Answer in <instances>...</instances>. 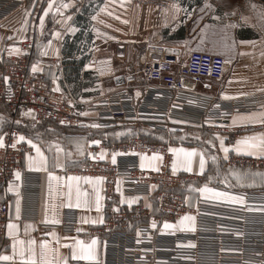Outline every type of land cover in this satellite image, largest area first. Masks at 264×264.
I'll return each mask as SVG.
<instances>
[{
  "label": "crops",
  "instance_id": "1",
  "mask_svg": "<svg viewBox=\"0 0 264 264\" xmlns=\"http://www.w3.org/2000/svg\"><path fill=\"white\" fill-rule=\"evenodd\" d=\"M48 3L49 0H20L18 6L0 17V62L8 54L20 52L21 43L25 40H34L31 69L35 67L34 71L43 72L54 89L58 88L56 91L68 98L99 104L103 99L127 93L135 102H139L147 87L141 69L145 61L144 49L149 43H169L182 47L186 52L197 49L223 55L231 67H227L225 78L213 90L217 99L232 100L264 92V22L258 15L264 13V0H54L53 11L45 15ZM253 4L256 5L255 9ZM56 7H59V11H55ZM177 8L180 10L177 11ZM185 10L191 15H186ZM233 11L235 15H224ZM42 16L43 26L40 20ZM215 17L220 19L216 20ZM241 17L248 19L245 22ZM229 23L236 27L229 28L234 34L227 38L228 47H225L226 36L222 31L223 26ZM243 32L246 34L241 35ZM130 61L134 63L132 67ZM234 105L238 111L229 117V125L244 129L232 142V153L227 159L231 155L253 157L263 163L256 169L263 168L264 156L237 153L234 146L243 137L264 135V126L259 122L264 118L260 115L264 113V105L252 110H242L240 101ZM85 113L80 125L63 127L53 120H45L22 129V122L16 120L6 105L0 104V137H3L7 127L16 126L20 137H24L22 141L28 143L31 140L46 158L41 162L35 148L25 154V171L19 172L20 178L11 183L6 192L0 190V198L10 202L8 225L17 226L12 230L13 236L8 235L5 247L0 250V255L13 258L0 260V264H24L27 259V252L24 260L20 258L18 243L16 254L13 253L14 239L24 241L25 248L29 240H35L38 262L41 259L42 241H48L51 249L58 250L60 257H69L71 262V248L67 245L77 239L90 243L96 238L97 260L103 256V238L93 234L92 230L100 227L105 219V180L102 177L68 174L64 170L80 167L87 157L88 148L99 137L108 136L111 143L124 141L138 131L145 132L144 125L150 127V123L107 120L109 125L104 126L105 120L99 110L88 109ZM234 116L245 119H238L234 124ZM185 128L175 133H182ZM219 134L225 140L229 139L226 130H220ZM147 137L154 142L168 140L172 148L196 150L191 162L192 171L182 166L177 154L173 153V161H177L174 172L193 176L181 189L190 204H195L198 199L233 204L215 197L213 193L202 196L198 189L205 186L243 197V204L234 205L244 206L254 196L264 197V189L237 193L209 183L198 185L197 182L205 178L209 168V157L202 147L179 142L171 132L162 138L154 134ZM201 153L205 157L203 173L199 167ZM29 157L33 158L32 161ZM99 157L107 158L106 152H99ZM140 161L144 169L152 170L157 169L160 163L158 156L142 155ZM69 177L80 179L70 180ZM119 191L123 192L122 182ZM194 192L195 195L192 194ZM121 203L126 206L144 204L156 211L154 200L146 196L126 197L122 194ZM69 221L74 222L73 231L64 229ZM173 226L166 229L192 231L194 220H186L183 225L179 221ZM49 258L55 259L56 253L50 252Z\"/></svg>",
  "mask_w": 264,
  "mask_h": 264
},
{
  "label": "built area",
  "instance_id": "2",
  "mask_svg": "<svg viewBox=\"0 0 264 264\" xmlns=\"http://www.w3.org/2000/svg\"><path fill=\"white\" fill-rule=\"evenodd\" d=\"M19 3L20 0H0V17ZM34 48V40H25L20 52L8 54L0 62V104L6 105L16 118L30 124L53 120L59 126H76L82 124L86 110L94 109L99 110L105 120L104 126L109 125L106 122L109 120L139 121L154 127L160 123L148 119L157 116L168 99L173 105L181 101L182 109H190L189 101L195 100L202 107L201 122L226 125L229 136L236 137L244 127L229 125V117L238 111L234 104L240 101L242 110L264 105V92L232 100L217 99L213 90L225 78L226 58L204 50L186 52L169 43L145 46L141 74L147 87L139 102L127 93L103 99L99 104L80 101L57 92L43 72L31 69ZM97 141L99 143L88 148L80 167L64 171L105 180V219L100 227L92 230L103 238L104 254L95 261L69 264H264V197L254 196L244 206L207 199L190 204L181 189L193 176L174 172L170 141H150L141 131L120 142L111 143L108 136H101ZM33 149L20 139L16 126L4 130L0 146L2 192L18 180L17 171H25L24 156ZM101 151L106 152L107 158L99 157ZM142 155L158 156L159 167L144 169L140 161ZM227 162L251 169L263 165L257 158L233 155ZM120 182L123 192L119 191ZM122 194L151 198L156 211L144 204L123 205ZM10 210L9 200L0 198V250L8 240ZM186 215L194 217V230L173 231L164 227L165 223H178ZM153 222L156 227H152ZM74 228L73 221L64 225L68 231Z\"/></svg>",
  "mask_w": 264,
  "mask_h": 264
},
{
  "label": "rangeland",
  "instance_id": "3",
  "mask_svg": "<svg viewBox=\"0 0 264 264\" xmlns=\"http://www.w3.org/2000/svg\"><path fill=\"white\" fill-rule=\"evenodd\" d=\"M222 32L226 38H231L234 34L231 29H227L226 31L223 30ZM245 34L246 33L243 32L241 35ZM251 34L252 32H250V35ZM133 64L134 63L130 61L131 67ZM172 103L173 101L168 99V102L162 106L163 108L160 109L158 115L148 119L153 120L154 122H159L160 124L154 125V127L144 125L145 132H143V134L145 136H152L154 134L156 136H161L160 138H162L164 134L171 132L173 135H176V140L179 142L202 147L209 157V168L205 178L200 182H197L198 185L209 183L210 185L237 193H248L264 189V167L251 169L241 167L238 164L231 165L227 162V158L225 157H228V155L232 153V142L237 138L229 136V139H226V141L224 136L219 134L220 130H226V125L221 126L213 121H205L206 124L201 122L200 115L202 113V107L199 105L198 101H189L190 109H182L184 104L181 101H175L174 105ZM184 111L190 112L186 113ZM191 112H193L194 115ZM16 120L22 122V129L27 125L30 126V123L20 117H17ZM184 126L187 127L185 128V131L182 133H175V131L181 132L184 130L179 129ZM187 129L189 131H187ZM218 137L224 139L225 147L229 148L228 153H224L221 150ZM209 141H211V143H209ZM213 156L216 157L215 162L212 160ZM234 173L236 175H234ZM257 173L261 175H257ZM237 175H239L240 179H237ZM192 194L195 195V192ZM201 195L208 196L207 193L203 192H201Z\"/></svg>",
  "mask_w": 264,
  "mask_h": 264
},
{
  "label": "snow or ice",
  "instance_id": "4",
  "mask_svg": "<svg viewBox=\"0 0 264 264\" xmlns=\"http://www.w3.org/2000/svg\"><path fill=\"white\" fill-rule=\"evenodd\" d=\"M63 7H67V5H63ZM175 7V5H174ZM206 7H211L210 5H206ZM253 9L256 8V5H252ZM54 9V0H49L48 3V8L45 9V15H47L50 11H53ZM180 9L177 8V11H179ZM55 11H59V7L55 8ZM186 11V10H185ZM201 11H203V9H201ZM186 15L190 16L191 13H188L186 11ZM225 16L228 15H235V12L233 11L232 13H225ZM259 18L262 22H264V13H258ZM93 19H95V17H93ZM200 19H202V17H200ZM216 20H219L220 17H215ZM242 20H244L245 22L247 21L248 18L246 17H241ZM41 20V26H43V22H44V18L43 16L40 18ZM206 28L208 27L207 25L205 26ZM236 27L235 24L233 23H229V24H225L223 26V30H227L229 28H234ZM241 43H255L254 41H242ZM234 44V41H233ZM225 47H228L227 45V38H225ZM172 51H175V49H172ZM35 70V67H34ZM57 91L59 90L58 88L56 89ZM229 98V97H226ZM218 107V106H217ZM84 115H86V113H84ZM261 116H264V113L260 114ZM233 123L235 124L237 122V120H241L243 121L245 118L244 117H233ZM249 120H251V117L248 118ZM255 122V121H253ZM260 123H264V120L259 121ZM93 127H98V125H93ZM219 138V137H218ZM21 140L24 139L23 136L20 137ZM220 140V148L224 153H228L229 152V148L225 147V142L223 138H219ZM28 143L30 145H32L33 148L36 149V153L37 156L39 157L41 162H44L46 160V158L44 157V155L41 153V150L39 147H37L35 144L32 143L31 140L28 141ZM92 143L97 144L99 143V141H93ZM209 143H211V141H209ZM3 145V137H0V146ZM13 147H15V145H13ZM59 151V149H57ZM234 150L237 153H241V152H246L249 155H260V156H264V135H257V136H251V137H243L239 140L236 141V145L234 146ZM170 152L176 153L178 160L180 162V164L182 166H186L188 171H192L191 168V162H192V157L194 155H196V150L192 149V150H187L184 148H170L169 149ZM70 155V154H69ZM182 157V159H181ZM227 158V157H225ZM32 157H29V160L32 161ZM212 160L215 162L216 157L213 156ZM113 163H115V154L113 155ZM177 165V161H173V169L175 170ZM59 166V165H58ZM199 167H200V171L201 173L204 172V168H205V157L203 155V153L200 154V159H199ZM16 178L19 179L20 178V173L17 171L16 172ZM234 175H236L234 173ZM257 175H261L259 173H257ZM70 180H78L80 179V177H69ZM85 179H91V178H85ZM97 179H101V178H97ZM237 179H240L239 175H237ZM198 191L203 192V193H213L215 197L217 198H223L226 202H230L233 204H243L244 200L243 197L241 196H237V195H232L229 193H225V192H219L216 191L215 189L212 188H208L207 186H205L204 188L198 189ZM69 207H72L71 204L68 205ZM79 206V205H77ZM17 211H19V209H17ZM192 221L194 220V217L191 216H185L182 218V220L180 221V223L183 225L184 221ZM54 223H58V221H54ZM17 226L14 224H9L8 225V235L9 236H13V229H15ZM152 227H156L155 222H153ZM165 228H172L174 227L171 224L165 223L164 225ZM194 230V229H193ZM77 231L79 232L80 229H77ZM54 235V234H52ZM139 235V233H138ZM17 243L20 245V249H19V256L22 260H24L25 257V252L28 253L27 259L24 260V264H69V257H60L58 250L56 249H51L49 247V243L48 241H42L40 244V261L38 262L36 259V249H35V245H36V241L35 240H29L27 242V248L24 247L25 242L24 241H17V240H13V244H12V248H13V253L16 254V246ZM97 244H98V240L96 238H93L90 243H86L83 240H75V242L71 245H67L68 247L71 248V260L73 261H79V260H87V261H93V260H97ZM191 247H195V245H189ZM50 252H55L56 253V258L55 259H51L49 258V253ZM13 257L11 256H6V255H0V260H11ZM190 259V258H189Z\"/></svg>",
  "mask_w": 264,
  "mask_h": 264
}]
</instances>
